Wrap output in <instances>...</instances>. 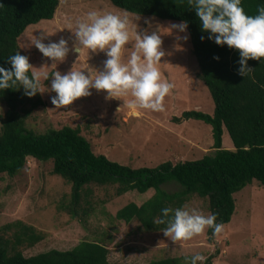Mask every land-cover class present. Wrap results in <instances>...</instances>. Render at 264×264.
<instances>
[{"label":"rangeland","instance_id":"obj_1","mask_svg":"<svg viewBox=\"0 0 264 264\" xmlns=\"http://www.w3.org/2000/svg\"><path fill=\"white\" fill-rule=\"evenodd\" d=\"M92 10L121 16L127 14L131 28L141 32L161 27L162 47L167 55L158 67L162 79L175 84L165 98V110H141L142 115L135 117L130 114L126 103L130 96L105 100L106 92L95 89H92L91 96L58 109L51 103V96L55 93L46 91L39 93L44 105L27 119V128L36 134L63 127L77 128L95 154L133 169L155 168L166 161H196L212 154L210 126L196 120L180 124L173 122V118H179L185 111L212 115L214 104L207 87L196 78L198 66L190 53L189 40L182 49H177L175 35L168 34L163 28L171 21L121 11L106 0H59L52 20L29 26L20 36V50L34 67L44 66L43 70L50 74L54 71L65 74L72 69L87 72L90 67L102 70L107 58L104 53L85 50L78 57L70 52L63 62L52 64L31 45L35 36L39 37L44 31L49 34L45 43L58 42L61 37L67 39L75 30L76 21ZM145 20H151L152 24H145ZM69 47H72V40ZM126 49L125 59L130 45ZM51 79L45 82L49 87ZM5 111V105L0 102V122ZM232 146L225 130L222 147L232 149ZM51 169V162L28 158L17 175L0 176V226L20 220L43 235L42 241L22 251L24 257L50 250L67 251L82 241H97L109 250L110 264H146L165 258H179L184 263L186 256L196 253L206 257L214 255L213 264H264V186L255 180L233 195L235 210L231 221L224 225L223 233L212 243L207 241V229L188 241L175 243L163 231L144 233L138 222L126 224L114 217L118 210L130 203L139 206L146 202L154 194L153 190L144 194L130 191L115 196V186H85L79 209L86 213L80 220L72 219L59 209L70 202L71 184L51 175ZM164 189L175 191L178 187L171 184ZM187 205L209 214L204 199L192 197Z\"/></svg>","mask_w":264,"mask_h":264},{"label":"trees","instance_id":"obj_2","mask_svg":"<svg viewBox=\"0 0 264 264\" xmlns=\"http://www.w3.org/2000/svg\"><path fill=\"white\" fill-rule=\"evenodd\" d=\"M114 7L161 21L189 22L190 53L198 66L196 78L209 90L214 104L212 115L185 111L173 122L196 120L210 126L213 153L196 161H166L155 168H130L95 154L89 141L77 128L63 127L36 134L26 126L32 113L44 102L38 93L29 98L23 89L0 92L6 111L0 122V176L13 177L25 167L27 159L52 163L51 175L71 184L70 202L61 205L72 219L80 220L83 188L88 185L115 186V196L130 191L154 194L143 204L130 203L115 213L126 224L136 221L144 233L161 232L155 224L163 208L176 209L192 197L207 202L208 213H218L217 222L231 221L235 210L233 195L253 180L264 186V58L249 60L254 78L237 74L238 50L201 40L200 21L188 0H106ZM59 0H0V66L10 68V55L20 50L18 40L24 31L40 21L52 20ZM248 15L258 14L264 0H242ZM219 57L217 61L214 57ZM223 127L233 150L222 147ZM178 187L167 191L168 185ZM212 243V230L207 229ZM35 228L17 220L0 226V264H110L109 250L97 241H82L67 251L50 250L24 257L22 251L42 241ZM214 255L205 264H213ZM146 264H184L179 258L152 260Z\"/></svg>","mask_w":264,"mask_h":264},{"label":"clouds","instance_id":"obj_3","mask_svg":"<svg viewBox=\"0 0 264 264\" xmlns=\"http://www.w3.org/2000/svg\"><path fill=\"white\" fill-rule=\"evenodd\" d=\"M188 4L189 9L195 10L201 32L207 34L201 35V40H211L221 47L227 45L229 49L238 50L237 74L254 78L248 61L264 58V6L258 8V14L248 15L242 0H188ZM145 24L151 25L152 21L145 20ZM163 28L168 34L175 35L177 49H182L190 39L187 20L169 22V26ZM48 35L44 31L39 37L35 36L31 45L52 64L63 62L70 52L79 57L87 50L105 54L107 58L103 61L102 70L90 67L87 72L72 69L65 74L60 71L50 74L43 70L44 66L34 67L29 57L17 51L7 58L10 68L0 66V92L23 89V94L29 98L46 91L55 93L51 96V103L55 108L62 109L79 98L91 96L92 89H95L106 92L105 100L130 96L126 103L130 114L135 117L142 115L141 110H165V98L175 84L162 79L158 67L167 55L162 47L161 27L141 32L131 28L127 14L121 16L92 10L76 21L75 30L67 39L61 37L58 42L45 43ZM128 45L130 52L125 59ZM214 59L218 61L219 57ZM50 77L49 87L45 82ZM161 212L162 216L154 223L166 225L163 234L175 243L188 241L203 234L206 229H211L214 237L224 231L223 222H217L218 213L205 215L188 205L176 209L163 208ZM206 260L205 255L196 253L186 256L184 264H205Z\"/></svg>","mask_w":264,"mask_h":264},{"label":"crops","instance_id":"obj_4","mask_svg":"<svg viewBox=\"0 0 264 264\" xmlns=\"http://www.w3.org/2000/svg\"><path fill=\"white\" fill-rule=\"evenodd\" d=\"M224 131H225V128L223 127V135H224ZM222 135V137H223ZM227 150H233V146H232V149H227Z\"/></svg>","mask_w":264,"mask_h":264}]
</instances>
